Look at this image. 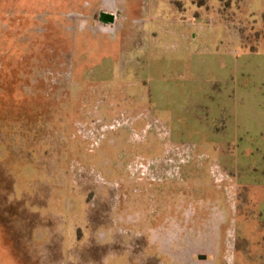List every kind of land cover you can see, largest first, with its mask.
Returning a JSON list of instances; mask_svg holds the SVG:
<instances>
[{"label":"rangeland","instance_id":"1","mask_svg":"<svg viewBox=\"0 0 264 264\" xmlns=\"http://www.w3.org/2000/svg\"><path fill=\"white\" fill-rule=\"evenodd\" d=\"M211 36L264 82V0H0V264H264V139L173 134Z\"/></svg>","mask_w":264,"mask_h":264},{"label":"crops","instance_id":"2","mask_svg":"<svg viewBox=\"0 0 264 264\" xmlns=\"http://www.w3.org/2000/svg\"><path fill=\"white\" fill-rule=\"evenodd\" d=\"M196 30L194 35L200 38L204 30ZM213 38L207 39L204 49L188 50L185 63L177 66L179 80L171 90L173 134L196 136L181 146L224 151L225 163L232 167L240 144L249 143L255 134L264 139V82L245 76L244 69L260 62L255 59L258 53L230 47L227 41L224 46ZM187 71L189 78L184 80ZM235 174L240 183L250 184L241 180L239 170Z\"/></svg>","mask_w":264,"mask_h":264},{"label":"water","instance_id":"3","mask_svg":"<svg viewBox=\"0 0 264 264\" xmlns=\"http://www.w3.org/2000/svg\"><path fill=\"white\" fill-rule=\"evenodd\" d=\"M114 14L107 13V12H100L99 13V22L104 24V25H109L114 23ZM199 259H205L203 256H199Z\"/></svg>","mask_w":264,"mask_h":264}]
</instances>
